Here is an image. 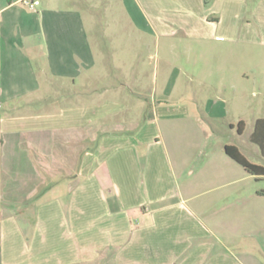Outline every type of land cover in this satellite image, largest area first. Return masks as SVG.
I'll list each match as a JSON object with an SVG mask.
<instances>
[{"label":"crops","instance_id":"obj_1","mask_svg":"<svg viewBox=\"0 0 264 264\" xmlns=\"http://www.w3.org/2000/svg\"><path fill=\"white\" fill-rule=\"evenodd\" d=\"M33 1L34 9L24 0H0V237L23 248L8 245L0 264L45 258L30 254L22 235L30 196L37 211L57 202L75 226L93 210L86 198L92 188L107 222L102 245L117 249L118 264H264V179L225 152L235 146L264 166L248 134L264 117H251L245 65L229 67L204 54L233 48L230 34L237 32L222 25L237 0H132L136 37L126 46L108 27L95 44L87 28L86 18H96L98 4L109 0ZM180 34L197 40L200 53L187 69L163 71L157 101L158 69L141 57V35ZM257 63L255 74L264 66ZM178 84L183 99L170 103ZM56 177L74 179L66 202L54 197L61 194ZM61 255L68 264L79 259Z\"/></svg>","mask_w":264,"mask_h":264},{"label":"rangeland","instance_id":"obj_2","mask_svg":"<svg viewBox=\"0 0 264 264\" xmlns=\"http://www.w3.org/2000/svg\"><path fill=\"white\" fill-rule=\"evenodd\" d=\"M105 5L109 7L107 13L103 10ZM211 5L212 3L208 2L205 7L209 8ZM98 6V9L94 12V17L96 18H86V25L91 32L94 43H98L96 39L99 38L100 31L103 30L102 28L108 27L112 33H117L114 39H116L118 43L124 46L130 44L132 42V37H136L134 34V23L130 18V16H133L135 13L136 8L134 7V2L132 0H123V2L122 0H109L108 3H100ZM83 12L85 14L87 13L86 11ZM87 15L91 14L87 13ZM215 18L218 19L214 15L209 16L210 20ZM222 27H229V29L231 28L234 32H237L236 35L230 34L231 37L236 39L230 42L233 48H231L230 51H218L214 52V54L209 51L204 52V54L210 60H221L223 63H229V67L245 65L246 72L249 74L247 94L249 103L251 104V112L253 113L251 117H255L256 115L258 117H264V66H261L262 68L258 73L255 74L252 72V69L256 67L257 61V64H259V62L263 64L262 61H264V44L259 45L261 40L264 41V0H237V2L231 3ZM141 39V57L151 63V71L153 70V66H157L159 77L157 101H162L161 77L163 71L167 69L172 72L175 68L187 69V61L196 58L200 53L196 49L198 41H188V38L181 34L169 38L141 35ZM247 40H252L250 41L252 46L245 43V41L247 43L249 42ZM207 42L208 41H206V43ZM106 44L108 45V43ZM246 45L252 48L250 53L246 51V49L249 48L246 47ZM172 46H174V48H172ZM190 46L194 47L193 53L187 51V48ZM120 52L121 51L116 53ZM106 53L107 52H103L105 55ZM126 53L131 54V51H127ZM96 55L100 61L99 67L104 69V61L101 59L100 50H96ZM166 61L170 62L171 65H168ZM106 70L107 68L105 69V73H107ZM225 72L226 71H224V73ZM106 75H108V73ZM231 77H227V82L224 84L225 87L221 89L223 90L222 96L224 98H229L230 96L231 89L229 84ZM219 79L220 76L216 73L213 77V85L216 86ZM180 85L181 84H178V86H176L173 95L169 97L168 101L170 103H179L182 101L183 98L181 96L182 91L180 90ZM194 90L199 91V84H194ZM253 130L254 126L252 124L248 130V134ZM98 176L100 183L106 187L107 182L101 178L100 174H98ZM54 181L59 183L58 187L61 193L55 194L54 197L62 199L63 202L68 201L71 197L68 191L74 179L63 182L61 178L56 177ZM259 184L264 187V181H260ZM88 194L86 198L91 201L93 210L92 212L87 211L86 216L83 214L80 217L82 225L75 226H73L72 217L67 214V211L58 210L57 202L48 205L41 211H37V197L30 196L28 206L23 207L29 225L27 228H23L22 235L26 238L28 252L30 254L37 252L42 253L45 255V258H38V260H36V258L30 257L27 260H21V263L33 264L39 262L43 264H68L66 260L57 258L59 253L61 255L66 252V254L71 257L74 255L79 257L76 264H118L116 260L117 249L113 246L103 247L102 245L104 230L107 229L105 223L107 225V222L105 220V212L101 207V202H99V195L93 188L92 190L88 189ZM80 195V193L77 194L78 199L81 197ZM45 197V200H49L53 196L47 195ZM89 212H91L90 219ZM48 213L50 214L48 215ZM37 218L40 224L39 222L38 224L37 222L35 223ZM85 221L87 222L85 223ZM35 237L39 239L37 240ZM90 242L92 243V249L86 251L85 248L90 246ZM8 245H10L9 249L12 251H23V248H20L15 242L11 244L7 241V243L4 244L0 237V252L2 250L5 252L10 251L7 249ZM86 256L87 258H85ZM90 256L92 257L89 259ZM17 262H20V260H14V264H17Z\"/></svg>","mask_w":264,"mask_h":264},{"label":"trees","instance_id":"obj_3","mask_svg":"<svg viewBox=\"0 0 264 264\" xmlns=\"http://www.w3.org/2000/svg\"><path fill=\"white\" fill-rule=\"evenodd\" d=\"M244 127V123L240 122L238 125L239 134L243 133ZM250 141L259 148L261 156L264 158V118L256 121ZM225 152L240 164L248 174L254 176L257 181L264 179V166L250 162L237 147L228 145L225 147ZM260 195H264V191H261Z\"/></svg>","mask_w":264,"mask_h":264},{"label":"built area","instance_id":"obj_4","mask_svg":"<svg viewBox=\"0 0 264 264\" xmlns=\"http://www.w3.org/2000/svg\"><path fill=\"white\" fill-rule=\"evenodd\" d=\"M24 3L32 9H34L39 4L38 1H33V0H24Z\"/></svg>","mask_w":264,"mask_h":264}]
</instances>
